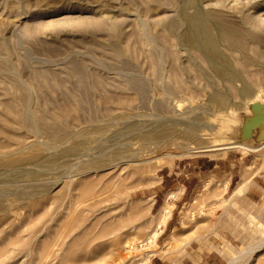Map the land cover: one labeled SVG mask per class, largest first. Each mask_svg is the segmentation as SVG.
Here are the masks:
<instances>
[{
  "label": "rangeland",
  "instance_id": "374dc122",
  "mask_svg": "<svg viewBox=\"0 0 264 264\" xmlns=\"http://www.w3.org/2000/svg\"><path fill=\"white\" fill-rule=\"evenodd\" d=\"M250 32L264 0H0V99L61 136L0 108V264H264V146L204 150L264 102Z\"/></svg>",
  "mask_w": 264,
  "mask_h": 264
},
{
  "label": "bare ground",
  "instance_id": "6f19581e",
  "mask_svg": "<svg viewBox=\"0 0 264 264\" xmlns=\"http://www.w3.org/2000/svg\"><path fill=\"white\" fill-rule=\"evenodd\" d=\"M207 19H208V14L202 15V16L199 15V17L195 18L193 20V23H192L193 33L191 35H189L188 37H185L184 41L188 42L189 45L198 46V47H202V48L208 49L210 51H213L215 53V55L217 56L218 52L216 50V44L211 39V37L209 36L210 25H209ZM171 26L176 28L178 26V22H176V21L171 22ZM246 34H248L249 36L254 37L258 40H261V41L264 40V36L258 32H250V33H246ZM238 42H243V41L238 39ZM0 71H3V73H4V71L6 73H8L9 68H8V66L2 65L0 62ZM13 76H14V74H13ZM14 77H16V76H14ZM233 78H234V76H233ZM18 83H19V81H18ZM20 85L21 84H17L18 87H20ZM21 87H22V85H21ZM244 90L250 92L249 91L250 89L248 90V88H246V87L244 88ZM214 98L217 102H219L221 104L226 103V96L224 94L217 93ZM262 98H263L262 95H258L249 102V104H248L249 107H248V110L246 111V114H250V115H246L244 113V115L240 117V123L238 126H240V125L241 126L238 129L234 125L229 126L228 129H230V130L228 131V133L230 135H228L226 139H220L219 138L218 140H215V141L213 140L215 142V144H213L209 148H208V146H206L207 149L205 148L204 150H206V151H217V150H226L229 148H239V149L243 150L244 152H246V151H252V150H259V148H262L264 146V145H262V144H264V141L261 142L264 139V121L260 122V124L257 127L251 129L250 131H247L249 121H251L255 117L262 118L264 116V107L261 108L259 111H256L253 108L254 103H261L264 105V102L261 101ZM27 102L28 101H27L26 94H24L20 97L19 102L12 101V100L9 101V100L0 99V108H1V111L3 112V114H5L6 116H9V115L10 116H12V115L17 116V120L20 122L18 124H20L22 127H25V128L31 129V130L33 129L35 131L34 133L45 132L50 136V138L52 140H55V141L57 139H59L58 137L60 136V133H59L60 128L58 126V123H52L51 124V122L47 121L48 119L47 120L44 119L45 115H44V118L43 117H35L37 115L34 116L32 113L28 112ZM241 122H242V124H241ZM236 132H237V134L234 135ZM1 133L2 132L0 130V134ZM3 133H5V132H3ZM223 135H224V133H223ZM232 135H234V136L232 137ZM3 146H5V144H3ZM3 146L1 144L0 147L3 148ZM218 146L220 147L219 149L217 148ZM221 147H223V148H221ZM78 150H80V149H78ZM15 152H17V151H15ZM223 187H224V189L226 188V183L224 184ZM174 196H175V194L172 192L169 194V198H172ZM237 196H238L237 193H235L234 197H237ZM234 197H233V201H235ZM172 206L173 205L168 203V202L163 206L162 211L160 212V214L157 217L158 227H160L159 226L160 224H163L166 222V219L170 214ZM159 232H160L159 229L156 230V232L154 233V237L158 236ZM230 264H233V260H231Z\"/></svg>",
  "mask_w": 264,
  "mask_h": 264
},
{
  "label": "water",
  "instance_id": "95a60500",
  "mask_svg": "<svg viewBox=\"0 0 264 264\" xmlns=\"http://www.w3.org/2000/svg\"><path fill=\"white\" fill-rule=\"evenodd\" d=\"M263 107H264V105L261 104V103H255L253 105V108L256 111H259ZM262 121H264V116L262 118H259V117L253 118L251 121L248 122V129H247V131H250L251 129L257 127L260 124V122H262ZM262 141H264V139Z\"/></svg>",
  "mask_w": 264,
  "mask_h": 264
},
{
  "label": "crops",
  "instance_id": "0c3cea01",
  "mask_svg": "<svg viewBox=\"0 0 264 264\" xmlns=\"http://www.w3.org/2000/svg\"><path fill=\"white\" fill-rule=\"evenodd\" d=\"M252 187H249L247 190H246V193L245 195H247L248 197L249 196H252V194H254L252 191H251ZM250 198V197H249ZM209 258V255H203L201 256V260L199 263L197 262H193L194 264H217L214 260L212 259H208Z\"/></svg>",
  "mask_w": 264,
  "mask_h": 264
}]
</instances>
